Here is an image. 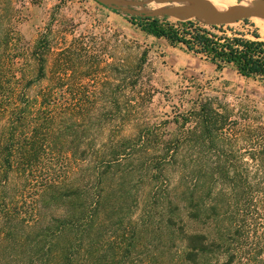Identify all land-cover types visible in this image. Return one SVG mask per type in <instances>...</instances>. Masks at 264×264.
Masks as SVG:
<instances>
[{
	"label": "trees",
	"instance_id": "obj_1",
	"mask_svg": "<svg viewBox=\"0 0 264 264\" xmlns=\"http://www.w3.org/2000/svg\"><path fill=\"white\" fill-rule=\"evenodd\" d=\"M12 2L0 0V264H137L140 239L162 227L180 234L183 259L198 264L219 241L188 223L220 220L222 239L236 235L248 214L244 206L261 194L260 182L252 181L264 182V133L251 130L245 153L238 154L228 115L205 99L176 119L167 137L144 127L103 141V111L86 90L28 93L46 78L47 59L32 53V75L16 67ZM127 16L218 71L231 66L264 84V39L256 28L226 25L227 33L225 25ZM38 46L45 53L52 48L44 35ZM59 94L67 98L64 110ZM115 109L124 120L128 108ZM243 158L255 169L240 166ZM228 256L230 264L235 253Z\"/></svg>",
	"mask_w": 264,
	"mask_h": 264
},
{
	"label": "rangeland",
	"instance_id": "obj_2",
	"mask_svg": "<svg viewBox=\"0 0 264 264\" xmlns=\"http://www.w3.org/2000/svg\"><path fill=\"white\" fill-rule=\"evenodd\" d=\"M214 1L223 7L249 2ZM133 3L138 4L135 0ZM11 10L8 19L17 35L12 52L19 55L16 67L32 75L36 69L32 53L37 51L47 59L46 78L28 93L47 87L57 91L86 90L91 94L89 99L103 111L104 129L98 134L103 141L108 137L133 136L144 127H149L157 136L167 137L175 130L174 121L205 99L228 115L227 132L232 139H237L232 149L238 154L245 153L246 139L254 136L251 130L264 133V84L242 77L231 66L218 71L183 46H171L164 38L146 34L129 20V14L93 0H13ZM165 18L170 22L180 21ZM226 27L223 29L227 30ZM229 27L244 32L256 28L264 39L263 19L249 18ZM41 35L51 44L48 53L41 46L34 49ZM140 57L144 61L139 70L136 64ZM93 91L96 96L90 93ZM58 96V106L64 110L67 98ZM116 105L128 108L124 120L114 110ZM239 165L255 169L252 162L246 163V158ZM257 182L263 194L255 192V198L246 202L248 214L231 238L222 239L220 220H209L208 225L202 219L188 223L189 229L207 233L210 239L219 241L213 246L214 251L204 255L198 264H229L228 255L232 251L235 258L230 264H264V182L252 181ZM173 233L164 227L156 233L146 232L137 246L141 253L133 261L193 264L183 259V241L180 234Z\"/></svg>",
	"mask_w": 264,
	"mask_h": 264
},
{
	"label": "water",
	"instance_id": "obj_3",
	"mask_svg": "<svg viewBox=\"0 0 264 264\" xmlns=\"http://www.w3.org/2000/svg\"><path fill=\"white\" fill-rule=\"evenodd\" d=\"M129 15L173 17L180 21L194 20L204 25H230L249 18L264 20V0L223 7L214 0H95ZM153 5V7H147Z\"/></svg>",
	"mask_w": 264,
	"mask_h": 264
},
{
	"label": "bare ground",
	"instance_id": "obj_4",
	"mask_svg": "<svg viewBox=\"0 0 264 264\" xmlns=\"http://www.w3.org/2000/svg\"><path fill=\"white\" fill-rule=\"evenodd\" d=\"M249 2H250V0H249ZM249 2H247V3H241L242 5H245V4H248ZM263 23V22H262Z\"/></svg>",
	"mask_w": 264,
	"mask_h": 264
}]
</instances>
